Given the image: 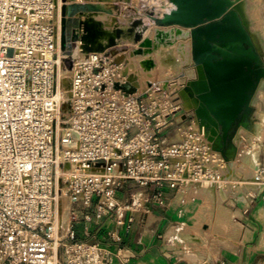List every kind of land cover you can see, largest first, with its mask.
Listing matches in <instances>:
<instances>
[{
	"label": "built area",
	"instance_id": "1",
	"mask_svg": "<svg viewBox=\"0 0 264 264\" xmlns=\"http://www.w3.org/2000/svg\"><path fill=\"white\" fill-rule=\"evenodd\" d=\"M64 7L83 6L0 0V264H109L77 228L120 211L127 183L164 205L163 189L220 181L177 80L137 94L109 52L62 50Z\"/></svg>",
	"mask_w": 264,
	"mask_h": 264
},
{
	"label": "rangeland",
	"instance_id": "2",
	"mask_svg": "<svg viewBox=\"0 0 264 264\" xmlns=\"http://www.w3.org/2000/svg\"><path fill=\"white\" fill-rule=\"evenodd\" d=\"M71 1L82 2L83 7L79 11L80 13L82 11L92 13L88 0ZM234 1L230 0L232 9ZM248 2V21H243L244 16L242 14H238V16L244 23L245 32L251 38V41L245 47L252 48L257 53V58L254 61V67L256 68L254 87L250 90L248 101L233 124V128L229 131L225 143L219 146L215 143L213 144L216 146L213 148L214 151L221 154L220 159L227 164L234 163L236 170L230 178L225 180V186L221 190L214 187L215 185L200 184V186L204 187L195 191L194 189L200 187L199 185L179 191L184 196V201L181 202L200 204V211L202 212H200L199 232L209 233L206 234L208 236L205 238V244L200 245V257L210 258V262L218 261L223 255L238 251L243 231L242 219L250 220L257 225L260 233L257 237L258 244L260 249L262 246L264 248V133L261 137H256L251 133L253 126L257 122H261V114H264V97H262L264 95L261 94V91L264 90V87H261L264 84V0H248ZM117 4V11L115 10L112 14H109L104 7H101L99 12L109 14V16L113 15L112 18L115 20V25L109 26L108 17L100 15L99 32H96L95 35L97 42H94L100 52L107 51L113 57L118 55L132 57L131 53L133 51L142 52L144 40L151 36L149 38L153 41L152 34L159 30L174 29L175 26H180L182 29L190 30L191 33L193 31L192 27L162 25L158 22V19L162 18L165 11L171 6L168 0H117ZM80 26L81 17L79 15L68 20V40L70 41V49L75 54H78L76 50L77 44H83L82 37H80L82 35L78 36L75 34ZM255 32H258L262 37L261 42H259ZM184 41L190 45L183 43ZM182 43V47H185V45L187 47L190 46V48H185L193 56L192 35L188 39L183 34L170 38L169 43L166 44L167 47H165L166 54L179 59L177 52L179 45ZM152 47L154 50H159L164 47V44L163 42L162 44L157 43V46L155 44ZM183 65L180 70L168 77L164 74L166 65L161 66L153 72L151 77L153 84H167V80L170 79L178 81L184 73V69L196 67L193 60L190 65ZM186 114L188 115L186 126L196 125L193 112H186ZM178 134L179 131L167 133L171 139H177L179 137ZM256 152H258L260 159V165L257 169L247 163V158L252 157V154ZM243 165L246 166L247 170L243 168ZM252 171H255L260 176V185L256 188L252 184ZM216 189H219L218 193ZM261 239L262 244H260ZM207 262L206 259H200L199 263L205 264Z\"/></svg>",
	"mask_w": 264,
	"mask_h": 264
},
{
	"label": "crops",
	"instance_id": "3",
	"mask_svg": "<svg viewBox=\"0 0 264 264\" xmlns=\"http://www.w3.org/2000/svg\"><path fill=\"white\" fill-rule=\"evenodd\" d=\"M179 191L163 189L165 204L160 205L157 186L139 187L129 182L116 194L122 209L113 211L99 225L79 226L78 238L106 249L111 255L109 264H200V259H206L205 264H264L258 227L247 219L241 220L237 252L213 262L200 257V243L191 238L199 233L200 204L181 202L184 196Z\"/></svg>",
	"mask_w": 264,
	"mask_h": 264
},
{
	"label": "bare ground",
	"instance_id": "4",
	"mask_svg": "<svg viewBox=\"0 0 264 264\" xmlns=\"http://www.w3.org/2000/svg\"><path fill=\"white\" fill-rule=\"evenodd\" d=\"M88 1L92 13H89V11L88 12L82 11L79 14V16L81 17V26L75 32V34H77L78 36L82 35L80 37H82L83 44L80 42L81 44L80 45L77 44V48H76L79 56H81L82 53L86 50L100 51V49L97 48L94 43L97 42V38L95 37V35L96 32H99L98 28L101 22L100 15H105L104 17L106 18L108 17L107 19H109V26L112 27L115 25V20L112 18L113 15L109 16V14H112L115 10L117 11L118 8L117 0H88ZM227 1L229 2L231 7L232 5L230 0ZM101 7H104V9H106L105 11H107L109 14L107 15L104 13H100L99 11H101ZM248 7H249L248 0H235L233 3V11H234L233 17L231 21L227 23L230 24L232 22L240 29L245 30L244 23H242V20L239 18L238 14H242L244 16L243 21L246 20L248 21ZM255 33L258 36L257 38L259 39V42H261L262 37L258 32ZM180 34H183V36L185 35V37H187L188 39L191 36L190 30L182 29L180 26H175L174 29L159 30L154 32V34H152L153 41L150 39L151 36H149L150 38L148 37L144 40L145 42L143 44L142 52L133 51L131 53L132 57L131 56L128 57V55L127 56L116 55L117 57H114L115 67L118 69L119 76L121 77V79H123V82L127 85H133L135 88H137L135 92L139 94L151 88V86L153 85V80L151 79L153 72L155 70H158V68H160L161 66L166 65V70L164 71V74L166 77H168L175 74L177 70H180L183 64H184L183 66L190 65L193 59H192V55L188 53V49H186L188 47L190 48V46L187 47V45H185L186 48L182 47L183 43H186L185 41L179 45L178 48L179 50L177 52L179 59H177L176 57L173 58L172 56L170 57L166 54L167 52L165 50V47H167L166 44L169 43L170 38H174ZM162 42L164 44V47L161 48L159 47L160 48L159 50L153 49L152 47L153 45L156 44L157 46V43L162 44ZM233 47L237 48L241 52H246L249 53L250 55H253L254 57H257L256 52H254L253 50L248 51L247 48L245 47L240 48L236 45L232 46L229 43L215 44V50L222 55L223 59H227L232 56L233 51L231 49ZM202 73H203L202 69H198L196 67L184 69V73L180 76L176 85L180 88L179 90H181L180 95L184 104V109L187 112H193L195 116V124L200 129V134L202 136V139L206 143L207 149L210 151L211 155L214 158L213 161L218 167L220 174V181L217 182L214 187L219 188L221 190L225 186V180L230 178L234 174L236 169L234 163H228V164L225 163L223 160L220 159L221 154L213 150V148L216 147L213 144L215 143L219 146L220 141H222V136L220 135V130L218 127L219 126L218 121L211 115L209 109L204 105V103L198 102L193 96L190 95V92L188 90V88H192V91H196L203 87L204 81H203ZM261 87H264V84H262ZM261 94L264 95V90L261 91ZM263 123H264V114H261V122H257L253 126L251 131V133L254 136L261 137V135L264 133ZM247 163H250L251 165L255 166L257 169L260 165L258 152L252 154V157H248ZM243 168L247 170L245 165H243ZM251 177L253 179L252 180L253 187L254 188L258 187L260 185V176L255 171H252ZM204 185H210V184H204ZM203 187L204 186L196 187L194 191ZM199 233L197 234L195 233V235H191V238L194 241L199 242L200 245L201 244L204 245L205 238L208 236L206 234L209 233L206 234L205 233L199 234ZM54 262L55 261L53 260L51 261L50 264H54Z\"/></svg>",
	"mask_w": 264,
	"mask_h": 264
},
{
	"label": "water",
	"instance_id": "5",
	"mask_svg": "<svg viewBox=\"0 0 264 264\" xmlns=\"http://www.w3.org/2000/svg\"><path fill=\"white\" fill-rule=\"evenodd\" d=\"M168 1L171 6L158 22L162 25L193 28L192 57L196 68L202 69L204 84L196 91H192V88L188 90L198 102L204 103L222 126V139L226 140L233 123L248 101L250 90L254 87L253 63L257 57L233 47L232 56L223 59L215 50V44L229 43L242 48L251 41L250 35L234 23H227L234 14L227 0ZM66 9L64 7L62 12V50L68 47ZM245 67L248 68V73L244 71ZM134 91L135 88L131 90Z\"/></svg>",
	"mask_w": 264,
	"mask_h": 264
},
{
	"label": "flooded vegetation",
	"instance_id": "6",
	"mask_svg": "<svg viewBox=\"0 0 264 264\" xmlns=\"http://www.w3.org/2000/svg\"><path fill=\"white\" fill-rule=\"evenodd\" d=\"M245 46H246V45H244V47H245ZM245 48H248V47H245ZM253 64H254V63H253ZM254 69H256V68L254 67ZM244 71H245L246 73H248V68L245 67V68H244ZM254 73H255V71H254ZM254 73H253V76H254ZM254 77H255V76H254ZM249 94H250V92H249ZM242 109H243V108H242ZM234 123H235V122H234ZM234 123H233V124H234ZM218 127H219V130H220V135H221V134L223 135V132H222V126L219 125ZM232 128H233V125H232L231 129H232ZM231 129H230V130H231ZM222 135H221V136H222ZM225 141H226V140L222 139V141H220L219 145L225 143Z\"/></svg>",
	"mask_w": 264,
	"mask_h": 264
}]
</instances>
